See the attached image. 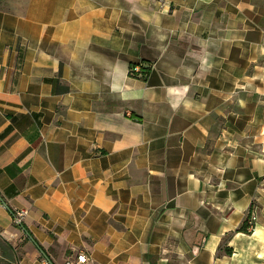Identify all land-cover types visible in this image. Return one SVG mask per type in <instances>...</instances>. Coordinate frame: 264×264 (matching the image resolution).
Returning a JSON list of instances; mask_svg holds the SVG:
<instances>
[{"label": "crops", "instance_id": "0c3cea01", "mask_svg": "<svg viewBox=\"0 0 264 264\" xmlns=\"http://www.w3.org/2000/svg\"><path fill=\"white\" fill-rule=\"evenodd\" d=\"M39 247L264 264V0H0V264Z\"/></svg>", "mask_w": 264, "mask_h": 264}, {"label": "built area", "instance_id": "2783aa9c", "mask_svg": "<svg viewBox=\"0 0 264 264\" xmlns=\"http://www.w3.org/2000/svg\"><path fill=\"white\" fill-rule=\"evenodd\" d=\"M131 71L136 74H141L142 71L141 64L139 63L133 65L131 67ZM27 213L28 210L25 208L13 209L12 210L13 222L17 225H21ZM44 264H53V263L50 260L45 259ZM63 264H93V263H91L90 256L87 253L79 252L76 254L75 258L66 259Z\"/></svg>", "mask_w": 264, "mask_h": 264}, {"label": "trees", "instance_id": "16d2710c", "mask_svg": "<svg viewBox=\"0 0 264 264\" xmlns=\"http://www.w3.org/2000/svg\"><path fill=\"white\" fill-rule=\"evenodd\" d=\"M134 65V64H133ZM132 65V66H133ZM131 66V67H132ZM131 67H130V74L131 75H136V73H133L132 71H131ZM150 67L149 66H147V67H143L142 68V71H141V75L143 76V77H146L148 74H149V71H150ZM248 228H249V223H248V219H246L244 222H243V224H241V226H240V230L241 231H244V232H249V230H248ZM225 251L227 252V253H230L231 252V249H229V248H225Z\"/></svg>", "mask_w": 264, "mask_h": 264}, {"label": "water", "instance_id": "95a60500", "mask_svg": "<svg viewBox=\"0 0 264 264\" xmlns=\"http://www.w3.org/2000/svg\"><path fill=\"white\" fill-rule=\"evenodd\" d=\"M37 246H38V245H37ZM39 248H40V247H39ZM40 250H41L42 254L46 257V259L49 260V257H48V255H47V253H46L42 248H40Z\"/></svg>", "mask_w": 264, "mask_h": 264}]
</instances>
